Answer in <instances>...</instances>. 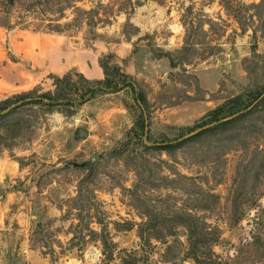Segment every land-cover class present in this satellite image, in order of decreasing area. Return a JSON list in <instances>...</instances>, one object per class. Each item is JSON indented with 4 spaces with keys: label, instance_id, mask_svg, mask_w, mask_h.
<instances>
[{
    "label": "rangeland",
    "instance_id": "rangeland-1",
    "mask_svg": "<svg viewBox=\"0 0 264 264\" xmlns=\"http://www.w3.org/2000/svg\"><path fill=\"white\" fill-rule=\"evenodd\" d=\"M222 4L236 2L0 0V22H10L0 25V99L70 75V101L0 116V264H101L109 253L116 264L130 248L149 264H264V108L168 152L143 148L132 129L140 90L154 140L203 126L207 110L246 89L243 56L264 81V37L241 31ZM190 29L195 50L179 60ZM105 54L134 85L87 89L77 72L101 77Z\"/></svg>",
    "mask_w": 264,
    "mask_h": 264
},
{
    "label": "trees",
    "instance_id": "trees-1",
    "mask_svg": "<svg viewBox=\"0 0 264 264\" xmlns=\"http://www.w3.org/2000/svg\"><path fill=\"white\" fill-rule=\"evenodd\" d=\"M14 0H5V2L12 3ZM48 0H26V8L28 7H37ZM67 2H71L73 0H65ZM236 5H227L222 4L223 7L229 13H232L235 22L238 24V27L241 31L246 29L251 30V36H257L256 31L258 30V35L264 37V14L259 20L256 28L255 21L256 15L258 16L260 13L257 12H249L248 9L250 7L257 8L259 7L264 11V0H259L258 2H250L244 3L235 0ZM74 5V4H73ZM79 10L85 11L84 9L74 6ZM255 15V18H254ZM77 21H75L76 23ZM48 23V22H47ZM88 24V22H87ZM0 25H4L5 27H10L9 20L1 21ZM46 30L47 31H60L56 25L52 27V24H47ZM191 27V26H190ZM199 27V26H197ZM188 32V34H187ZM191 29L187 30L185 33L184 41L182 45L177 49L176 55L180 60L181 57H186L187 55L194 52L195 48L194 42L188 39V36H191ZM197 42V41H196ZM255 41H252L250 44V49H255ZM182 56H179V55ZM252 56L257 55L256 53H252ZM111 57L110 54H105V56H101L97 58V64L101 69V77L99 78H87L81 72H77V76L80 80L88 84L87 89L91 92L93 90H106V89H119L125 85H134L135 80H133L129 74L124 73L120 70V66L115 62H110L109 58ZM260 57H264V54L260 55ZM171 65L175 66L178 63V60L173 62L172 56H169ZM243 68L247 73L248 78L251 80L249 86L244 89L241 93L244 94L242 96L241 93L230 95L229 97L224 98L220 103L216 104L213 108L207 110L206 116L207 119L204 120L201 124L203 126L196 128L195 131L192 128H188L184 133H180L173 138H158L154 140H149V128H148V103L145 98L144 93L142 90L138 91L136 94V100L138 101L139 106V113L137 117L132 121V129L136 132L139 131L140 135L144 136L143 140H139V143L145 149H159L165 150L166 152L178 148L181 145L197 139L200 135L208 133L210 131H215L220 129H225L228 125L235 123L236 121L240 120L246 115H249L256 111L257 109L264 108V94L256 99L259 94L264 90V81L260 82L259 84L256 81H253V78L256 76L258 61L252 59L250 56H243L242 59ZM69 73H63L60 76H55L52 80L53 88L47 89L42 92H36L35 86L26 89L15 96L16 94L11 95L10 97H5L0 99V116L9 115L14 112L17 107L26 104H38V103H45V104H53V103H63L70 101V98L67 96V91L69 89ZM127 77V79H126ZM185 97L187 99H195L194 97L189 96L186 94ZM19 100V101H17ZM21 100V101H20ZM255 100V101H254ZM254 101V102H253ZM253 102V103H252ZM252 105L247 108L249 104ZM237 112V113H236ZM191 130V133H190ZM146 213L148 214V220H153L154 216L152 215V210L147 209ZM190 215V214H189ZM153 216V217H152ZM155 223V222H154ZM188 229V237L191 239V235L194 234V226H189L186 222L184 224ZM196 225V223H195ZM154 224L151 223L150 227H153ZM192 233V234H191ZM140 237L141 235L138 234ZM103 253V252H102ZM111 257V254H107L104 259L102 258L101 264H106L105 261ZM117 262L116 264H149L148 261V253L140 252L136 249H121L120 252L116 255Z\"/></svg>",
    "mask_w": 264,
    "mask_h": 264
},
{
    "label": "water",
    "instance_id": "water-1",
    "mask_svg": "<svg viewBox=\"0 0 264 264\" xmlns=\"http://www.w3.org/2000/svg\"><path fill=\"white\" fill-rule=\"evenodd\" d=\"M264 94V90L259 94V96L256 98V99H258L260 96H262ZM255 101V100H254ZM253 101V102H254ZM252 102V103H253ZM252 103L251 104H249L248 106H247V108H249L251 105H252ZM237 113V112H236ZM193 131H195V130H193ZM76 135H78V136H85L86 135V133H87V131H86V129L85 128H83V127H77L76 128ZM191 133V132H190ZM94 159V156H90L87 160H84L83 162H81L82 164H84V165H87V166H89L90 165V162L92 161Z\"/></svg>",
    "mask_w": 264,
    "mask_h": 264
},
{
    "label": "crops",
    "instance_id": "crops-1",
    "mask_svg": "<svg viewBox=\"0 0 264 264\" xmlns=\"http://www.w3.org/2000/svg\"><path fill=\"white\" fill-rule=\"evenodd\" d=\"M47 45H48V44H46L45 47H44V46H41V47H40L39 50H40V53H41V55H40L41 57L44 56V53H43L44 51L49 50V47H48ZM56 46H58L59 49H61L60 43H58V45H56ZM52 48H53L54 50L57 49L56 47H52ZM56 66H57V65H56ZM81 73H82V72H81ZM94 73H95V70H92V69H90V70H88V71H85V75H86V76H92V75H94ZM86 76H85V77H86ZM97 78H98V77H97ZM0 84H2V81H0Z\"/></svg>",
    "mask_w": 264,
    "mask_h": 264
}]
</instances>
